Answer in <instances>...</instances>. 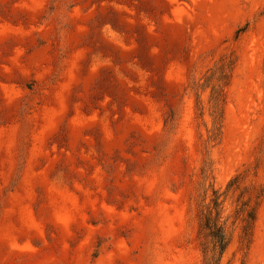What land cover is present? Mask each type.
Instances as JSON below:
<instances>
[{
  "label": "rangeland",
  "instance_id": "rangeland-1",
  "mask_svg": "<svg viewBox=\"0 0 264 264\" xmlns=\"http://www.w3.org/2000/svg\"><path fill=\"white\" fill-rule=\"evenodd\" d=\"M203 169L264 264V0H0V264H203Z\"/></svg>",
  "mask_w": 264,
  "mask_h": 264
},
{
  "label": "trees",
  "instance_id": "trees-1",
  "mask_svg": "<svg viewBox=\"0 0 264 264\" xmlns=\"http://www.w3.org/2000/svg\"><path fill=\"white\" fill-rule=\"evenodd\" d=\"M214 76L215 75H211L209 78H207L208 86L206 88H209ZM219 79L222 81L227 79L226 68H222L220 70ZM224 104V89L219 85L211 87L210 105L212 113L210 116L213 120V129L211 131V139L213 140H215L217 137H220L221 135V123L223 120L222 107ZM206 174L207 172L205 169H203L202 175H204V178L200 185L201 189H204L207 183L208 176ZM207 199V189H204L198 204L199 240L201 253L203 256V264H220L223 254L229 245L228 238L220 222L222 209V201H220L221 195H219L216 191H213V198H211L210 203H207ZM238 215L243 216V236L250 239L252 230L257 220V210L253 209L251 211H247L245 208H243L242 210L238 211Z\"/></svg>",
  "mask_w": 264,
  "mask_h": 264
}]
</instances>
